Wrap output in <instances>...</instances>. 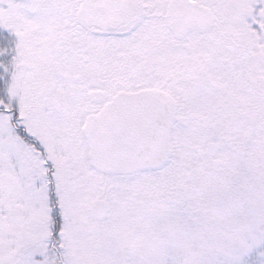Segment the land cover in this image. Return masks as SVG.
<instances>
[{"label":"snow or ice","instance_id":"snow-or-ice-1","mask_svg":"<svg viewBox=\"0 0 264 264\" xmlns=\"http://www.w3.org/2000/svg\"><path fill=\"white\" fill-rule=\"evenodd\" d=\"M0 264H264V0H0Z\"/></svg>","mask_w":264,"mask_h":264}]
</instances>
